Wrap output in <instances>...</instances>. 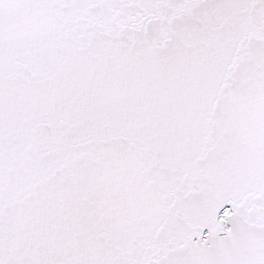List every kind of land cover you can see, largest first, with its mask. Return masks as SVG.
I'll use <instances>...</instances> for the list:
<instances>
[{"label":"snow or ice","instance_id":"obj_1","mask_svg":"<svg viewBox=\"0 0 264 264\" xmlns=\"http://www.w3.org/2000/svg\"><path fill=\"white\" fill-rule=\"evenodd\" d=\"M0 264H264V0H0Z\"/></svg>","mask_w":264,"mask_h":264}]
</instances>
